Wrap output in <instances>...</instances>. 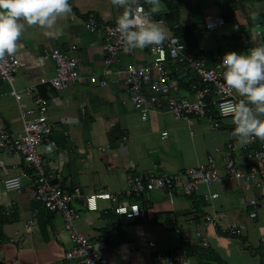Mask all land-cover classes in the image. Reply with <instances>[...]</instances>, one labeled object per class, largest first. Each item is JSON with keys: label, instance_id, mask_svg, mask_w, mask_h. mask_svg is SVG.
Segmentation results:
<instances>
[{"label": "crops", "instance_id": "0c3cea01", "mask_svg": "<svg viewBox=\"0 0 264 264\" xmlns=\"http://www.w3.org/2000/svg\"><path fill=\"white\" fill-rule=\"evenodd\" d=\"M162 3L168 11L164 0ZM173 3L178 7L177 17L155 21L166 33L173 32L175 23L194 25L202 52L246 54L249 48L264 46V0ZM69 4L71 13L58 17L51 29L25 25L15 53L22 64L13 81L21 90L36 83L38 93L47 101L49 121L53 124L50 136L57 148L42 154L44 169L58 174L65 189L78 186L85 195H111L95 199L97 209L75 201L80 212L77 228L94 241L99 252L109 259L108 264H156L157 250L183 244L182 236L190 234L195 220L206 212L221 211L225 214L223 221L240 225L241 232L223 233L218 227L203 226V238L192 236L187 244L190 264H264V187L245 191L224 173L221 153L227 141H233L242 153V140L233 135L232 116L223 117L219 127H213L208 117L175 118L164 108H151L147 117L141 119L129 99L123 77L127 64L150 61L148 47L135 49L129 55L118 54L110 65L111 72L105 73L102 35L88 30L85 19L94 13L100 20L114 21L122 9L111 0H69ZM206 13L221 15L225 22L207 29ZM72 44H76L74 50ZM52 47L65 49L78 58L84 75L81 80L61 89L39 82L40 77L54 74L52 60L45 57ZM166 63L170 93L193 98L189 88L193 74L170 59ZM102 78L106 79L104 85L100 84ZM142 89L148 94L146 83ZM20 103L23 108H31L32 95H24ZM0 121L12 132L22 124L9 85L1 77ZM163 131H167L165 136ZM209 154L222 172V177L211 185L200 183L192 195L175 196L172 201L163 190L154 189L137 200L144 208L143 214L121 217L114 211L120 204L133 202L120 195L129 171L174 174L204 163ZM247 161L241 156V163ZM11 175L20 176V191L3 187V179ZM35 178V169L21 154L0 148V264H68L63 259L70 246L68 233L59 212L48 211L33 199L29 185ZM250 197L263 202L254 217L249 215L251 206L245 202ZM27 222L33 223L34 229L25 234L19 245L18 236Z\"/></svg>", "mask_w": 264, "mask_h": 264}, {"label": "built area", "instance_id": "2783aa9c", "mask_svg": "<svg viewBox=\"0 0 264 264\" xmlns=\"http://www.w3.org/2000/svg\"><path fill=\"white\" fill-rule=\"evenodd\" d=\"M132 7L134 13L139 15L134 4ZM120 9L124 11L123 8ZM144 10L147 13L148 10L145 7ZM151 19L154 20L152 16ZM116 20H100L95 17L94 13H89L85 19V27L88 30L99 31L102 35L105 49V73L111 72L110 65L113 64L118 54L134 53V50L126 51L121 43L123 37H120L119 32L116 31ZM224 22L225 19L221 15L215 16L210 13L204 15V24L207 29H215ZM166 34L167 39L162 45L148 47L151 56L148 63L126 65L123 81L130 101L139 111L141 119L147 117L151 108H164L170 111L175 118L208 117L213 127H219L221 119L228 116L221 114V103L241 100L223 80V55L216 54L214 62L209 64L207 56H196L187 51L185 44L173 32ZM75 48L76 44H72L71 50ZM45 57L52 60L54 74L50 77H40V83H48L56 89H61L84 77L78 58L70 55L65 49L52 47L45 53ZM167 59L193 74L195 81L189 87L193 98L170 93ZM21 64L20 58L15 54L0 60V77L9 85V93L16 101L22 123L20 129L12 132L0 121V148H4L9 153L21 154L24 160L32 165L36 178L29 185V192L33 199L46 210L60 213L63 228L67 231L70 241V246L65 250L63 259L68 264H108L109 259L99 252L94 241L77 228L76 221L80 212L73 203L81 201L88 209H94L97 207L95 199L110 198L111 195L103 192L85 195L78 186L65 189L57 178L58 174L47 172L41 165L42 154L51 153L57 148V144L50 136L53 124L49 121L47 101L38 93L37 84L31 83L23 90L17 89L14 85L13 77ZM105 83L106 79L102 78L100 84ZM144 83L147 84L148 94L142 89ZM27 94L32 95L33 103L28 109L23 108L20 103V99ZM166 134L167 131L162 132V136ZM217 149L219 150L220 147ZM241 149L240 154V148L233 141H227L224 145L221 156L225 175L240 183L245 191L264 187V141L253 137L242 141ZM241 156L248 161L241 163ZM221 177L222 172L216 166L214 156L209 154L204 163H197L174 174L155 170L129 171L126 175L125 187L120 195L124 199H129L134 195L139 196L154 189H160L172 201L175 196L192 195L200 183L209 186ZM2 183L6 190L20 191L23 186L19 175L7 176ZM213 196L214 194L210 195V197ZM92 198L94 199L93 204L91 203ZM245 202L251 206L249 210L251 217L257 215V208L263 203L253 197L246 199ZM114 211L121 217H132L143 214L144 208L140 207L137 202H131L114 207ZM224 217L225 214L221 211L202 214L195 220V226L190 234L186 232L182 236L183 244L165 251H156L154 257L156 264H190L187 244L192 236L203 238V226L218 227L223 233L241 232L240 225L224 222ZM33 229V223L25 224L24 231L18 236L19 245L22 244L25 234Z\"/></svg>", "mask_w": 264, "mask_h": 264}, {"label": "clouds", "instance_id": "9594fccd", "mask_svg": "<svg viewBox=\"0 0 264 264\" xmlns=\"http://www.w3.org/2000/svg\"><path fill=\"white\" fill-rule=\"evenodd\" d=\"M111 3L124 9L116 20V31L123 37L121 43L126 51L158 47L167 39L160 23L151 19L167 10L162 0H144L149 6L147 13L139 0ZM133 4L139 15L134 13ZM71 11L69 0H0V60L17 52L25 25L51 29L58 17ZM222 67L227 87L246 100L222 102L221 114L232 116L234 136L242 141L253 137L264 141V46L249 48L246 54L226 52Z\"/></svg>", "mask_w": 264, "mask_h": 264}, {"label": "trees", "instance_id": "16d2710c", "mask_svg": "<svg viewBox=\"0 0 264 264\" xmlns=\"http://www.w3.org/2000/svg\"><path fill=\"white\" fill-rule=\"evenodd\" d=\"M164 1L167 4L168 11H166L164 13L152 15L154 20L155 19H161V18L166 19V20H172V19L177 17L178 7H177V5H175L173 3V0H164ZM139 2L141 4H143V6L147 10H149L148 5L144 3V0H139ZM173 33L175 35H177L179 37V39L185 44L187 51L192 52L196 56H201V55L207 56L209 64H212L214 62V56L216 54L205 53V52H202L198 48V38H197V35L195 33L194 25H192V24L180 25L178 23L177 24L175 23V27L173 28ZM180 68L183 69L182 67H180ZM168 75H169V73H168ZM194 81H195V78L193 77L192 81L189 83V87H190V84ZM141 197H142V195H139V196L134 195V196H131L129 198V200L133 201V202H137V200H139Z\"/></svg>", "mask_w": 264, "mask_h": 264}, {"label": "rangeland", "instance_id": "374dc122", "mask_svg": "<svg viewBox=\"0 0 264 264\" xmlns=\"http://www.w3.org/2000/svg\"><path fill=\"white\" fill-rule=\"evenodd\" d=\"M97 201H98V199H97ZM126 204V203H125Z\"/></svg>", "mask_w": 264, "mask_h": 264}]
</instances>
